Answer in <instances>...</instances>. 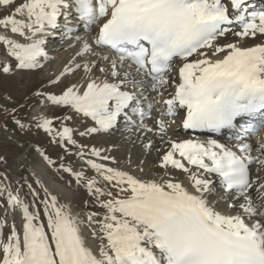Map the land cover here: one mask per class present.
I'll return each instance as SVG.
<instances>
[{"label":"snow or ice","instance_id":"1","mask_svg":"<svg viewBox=\"0 0 264 264\" xmlns=\"http://www.w3.org/2000/svg\"><path fill=\"white\" fill-rule=\"evenodd\" d=\"M0 9V77L19 93H0V133L35 154L31 179L13 183L0 151V264H264V10L249 0ZM54 41L72 55L47 75ZM121 129L136 159L89 142ZM15 133L46 146L25 149ZM226 133L228 143L209 138Z\"/></svg>","mask_w":264,"mask_h":264},{"label":"rangeland","instance_id":"2","mask_svg":"<svg viewBox=\"0 0 264 264\" xmlns=\"http://www.w3.org/2000/svg\"><path fill=\"white\" fill-rule=\"evenodd\" d=\"M222 2L225 5H227L229 3V0H222ZM249 2H250L249 7L251 10H255V11L264 10V0H259L258 1L259 3L257 2V5L255 1L254 2L249 1ZM0 15H3V11L0 12ZM3 31L4 30L0 28V34H2ZM228 39L231 40L234 38L231 36V34H229ZM63 47H66V46L60 44L59 42H55V41L49 45V50H50L49 55L56 57V60L54 63L46 66V68L44 69L45 74L52 75V74L59 72L63 62L66 61L72 55V52L70 51H55ZM3 51H4L3 48L0 47V62H4ZM39 83H40V79L37 78L32 86L36 87L38 86ZM3 92H11L14 95H17L19 97V93L17 92V89H16V78L15 77H11V78L0 77V93H3ZM9 129L10 131L12 130L11 124L9 125ZM131 134L134 135L133 132H129L125 129H121L120 131L116 132L114 136H111V137L101 136L98 139L94 141H89V142L97 146L104 145V146L111 147L115 145V147L118 148L119 151L114 150L113 154L116 155L121 160L125 159L129 155H131L133 159H136L139 156L141 149L139 148L138 143H130L128 138H126L130 136ZM15 135L18 137H21V142L24 143L25 149L28 148L29 144H39L41 146H46V141L44 140L42 136L36 137L34 135H30L28 137H22L20 133H15ZM228 137H229L228 135L225 136L224 138L221 139V141L224 143L230 142ZM122 141L124 144L120 143ZM5 149H7V151L10 153L9 155L10 166L14 165L15 164L14 159L16 157H19L20 155L14 152V148L11 143L6 144L4 142V134L0 133V151H3ZM34 155L35 154L31 153L30 151H25L24 156H23L25 158V164L30 165L34 159ZM153 159H154L153 157L148 158L149 165L151 164Z\"/></svg>","mask_w":264,"mask_h":264},{"label":"bare ground","instance_id":"3","mask_svg":"<svg viewBox=\"0 0 264 264\" xmlns=\"http://www.w3.org/2000/svg\"><path fill=\"white\" fill-rule=\"evenodd\" d=\"M249 1H252V2L255 1L256 5H257V2L259 0H249ZM249 4H250V2H249ZM0 10L3 11L2 9H0ZM180 132H181V134H183V130H180ZM223 135L224 134H222L219 137H216V134H209V138H218L221 141ZM260 135L264 136V132H261ZM129 137H133L134 138V135L131 134L130 136H128L126 138H129ZM120 143L124 144L123 141L120 142ZM14 161H15V164L11 165V168H10V171H9V175H10L13 183H15L16 181H19L21 176H24V177H27V178L31 179V173H30L28 167H26L27 164H25V158L19 156V157H16L14 159ZM24 191L26 192L27 189L25 188Z\"/></svg>","mask_w":264,"mask_h":264}]
</instances>
